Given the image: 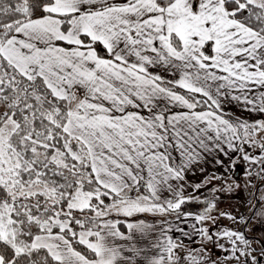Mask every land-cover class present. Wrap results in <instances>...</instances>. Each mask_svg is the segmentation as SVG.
Returning <instances> with one entry per match:
<instances>
[{
  "label": "snow or ice",
  "instance_id": "1",
  "mask_svg": "<svg viewBox=\"0 0 264 264\" xmlns=\"http://www.w3.org/2000/svg\"><path fill=\"white\" fill-rule=\"evenodd\" d=\"M252 114L264 0H0V264H264ZM214 153L249 165L247 216L201 199L204 181L187 192Z\"/></svg>",
  "mask_w": 264,
  "mask_h": 264
},
{
  "label": "rangeland",
  "instance_id": "2",
  "mask_svg": "<svg viewBox=\"0 0 264 264\" xmlns=\"http://www.w3.org/2000/svg\"><path fill=\"white\" fill-rule=\"evenodd\" d=\"M239 160L242 162V166H244L245 169L249 167V165L246 162H244L241 158H239ZM236 173L238 174V177L232 181L221 182V184H218V185H215L214 183L216 187L218 186L217 187L218 191L210 193L209 189L212 187V185L210 186L209 189L200 190L202 191L201 192L202 194L200 197L204 198V197H210L212 195H215L216 205L219 210L225 211V212H231L233 215L237 213H243L245 216H247L249 212H247L248 208L245 205V201L247 198H250V200L252 201L253 189L251 185L246 184L247 175H246L245 170L240 171L236 169L234 171L233 176H235ZM221 188H223L224 190H219ZM245 195L247 196V198H245ZM187 207H188L187 209H190V210H197L198 205L195 204V205H191L190 207L189 206ZM219 223L225 228H228L229 226H232V227L241 226L240 224H233V222L230 219L223 218V217L219 219ZM259 223L260 222H257L254 219L253 222L249 224L250 228L255 229V232L249 233V235L254 234L257 239L262 240L264 239V231H262L261 229L260 230L256 229ZM262 223H264V221H262ZM210 226L211 224L209 223V227ZM255 247L259 249V245H255Z\"/></svg>",
  "mask_w": 264,
  "mask_h": 264
},
{
  "label": "crops",
  "instance_id": "3",
  "mask_svg": "<svg viewBox=\"0 0 264 264\" xmlns=\"http://www.w3.org/2000/svg\"><path fill=\"white\" fill-rule=\"evenodd\" d=\"M225 108L229 111V112H235L238 115H242L243 117H248L249 114L246 112H241V109L238 108L234 103H230V104H226ZM264 117V114H252V118L253 119H258V118H262ZM215 153L212 156H208L206 159H201V161L199 162V164H194L192 166V169L187 173V180H186V188H187V192L188 193H192V194H196L194 189L192 188V185L204 181L205 182V186H202L200 190L203 189H209L210 186L212 185L211 189H214L215 191H218V186L216 187L215 185L221 184V182H225V181H232L235 178L238 177V174L236 173L235 176H233L234 171L236 169L238 170H245L244 166H242V162L239 160V156L236 157V167L232 168V170L230 172H226L225 173V169L221 166L215 163ZM221 158L225 159V162H227L226 158H224L221 154ZM224 173L223 178L222 179H213L210 182L205 180L206 175L207 176H212L213 174H221ZM215 183V185H214ZM214 185V186H213ZM214 191V192H215ZM202 191H200V196ZM201 198V197H200ZM245 198H247V196L245 195ZM203 199V198H201ZM252 201L250 200V198H247L245 201V205L248 208V205L251 203ZM191 205H195V203L192 204H186L184 205L185 208H188L187 206H191ZM197 205V204H196ZM202 208V205H198L197 210H191L193 212L198 211L199 209ZM190 210V209H189ZM247 212H249V208L247 210ZM246 213V212H245ZM147 219L149 220V222L151 221H156L159 222L162 219H168V220H172L175 221V223L173 224V227H176L177 225L181 226V227H190L191 223H193V221L189 220L187 222V225L185 224H181L179 221L175 220V216L171 215V216H167V217H161L159 215L153 217L151 214L147 215ZM209 226V225H208ZM264 240V239H262Z\"/></svg>",
  "mask_w": 264,
  "mask_h": 264
},
{
  "label": "built area",
  "instance_id": "4",
  "mask_svg": "<svg viewBox=\"0 0 264 264\" xmlns=\"http://www.w3.org/2000/svg\"><path fill=\"white\" fill-rule=\"evenodd\" d=\"M256 229H259V230L261 229L262 231H264V223L260 222V223L257 225Z\"/></svg>",
  "mask_w": 264,
  "mask_h": 264
}]
</instances>
